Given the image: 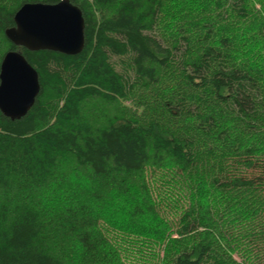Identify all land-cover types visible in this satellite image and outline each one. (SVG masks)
<instances>
[{
    "label": "trees",
    "instance_id": "trees-1",
    "mask_svg": "<svg viewBox=\"0 0 264 264\" xmlns=\"http://www.w3.org/2000/svg\"><path fill=\"white\" fill-rule=\"evenodd\" d=\"M58 1L0 0V63L18 51L40 82L26 115L0 111V264H264V0H70L85 22L80 53L7 39L21 5ZM135 94L145 115L81 121L85 101ZM63 155L88 170L91 201L70 190L60 212L41 210L32 197ZM168 162L176 236L167 220L144 230L127 212L130 234L155 240L149 254L122 245L125 225L98 224L105 196L130 195L133 178Z\"/></svg>",
    "mask_w": 264,
    "mask_h": 264
},
{
    "label": "rangeland",
    "instance_id": "rangeland-1",
    "mask_svg": "<svg viewBox=\"0 0 264 264\" xmlns=\"http://www.w3.org/2000/svg\"><path fill=\"white\" fill-rule=\"evenodd\" d=\"M170 21L171 16L167 14L165 16V22ZM151 89H153V87L149 86L144 90V92L147 94L148 90ZM146 112V110H143L142 104L138 102V96L136 95L135 97L133 96V98L117 101L115 103H106L100 99L87 100L80 108V117L81 121L85 122L91 130H95L100 126H103L107 119L114 114L141 116L145 115ZM154 170H159L158 172L160 173H154ZM174 172L175 169L173 168L171 162H168L162 169H154V167L151 168V166L148 165L144 172L133 178V181L130 184V195H128V192L120 193L118 190H112L107 194V196H105L106 199L103 203V208H101V217L98 218V224L102 227V229L107 230L111 234L122 231L121 224L125 225L126 227L124 231L126 232V238L121 244L143 246L146 254L152 252L151 249L146 246L152 247V242L155 238L152 239L146 232L137 233V235L130 234L132 231L128 230L129 228L126 225L127 221H125L128 217V213L132 214L131 219L140 221L143 224L146 223V225H144V230H148L150 223L159 226V224L164 225V222H162L161 219L167 220L170 223L169 225H171L170 230L168 231L170 232V237H175L174 223L177 220L179 209L178 207L170 208L168 205L166 206V201H169L172 196L168 198L165 190L167 183L170 182L173 184L172 180L175 181L173 179V177H175ZM195 184V181H191L190 185ZM87 187H90L88 170L77 166L71 156L63 155L60 157L58 165L53 171V178L49 180L45 187L39 189L34 194L32 201L34 206L37 205V207L41 210L60 212L68 202V198L65 196L66 191L70 192V190H73L77 193V195L86 198L87 196L85 195V191L88 189ZM132 188L134 189L132 190ZM175 192L178 194V187L177 190L173 191V194H175ZM187 192L188 190L186 193ZM86 199L91 201L90 197ZM136 199H139V202H135ZM127 201L131 202L132 205L142 204L141 207L144 214L135 215V212L129 210L132 205H128ZM92 202L95 204V201ZM117 242L119 243L118 238ZM156 251H158L160 257L163 255L162 249L156 248ZM67 263L71 264L69 260H67ZM138 264L144 263L140 261Z\"/></svg>",
    "mask_w": 264,
    "mask_h": 264
},
{
    "label": "water",
    "instance_id": "water-1",
    "mask_svg": "<svg viewBox=\"0 0 264 264\" xmlns=\"http://www.w3.org/2000/svg\"><path fill=\"white\" fill-rule=\"evenodd\" d=\"M85 22L81 9L70 0L27 2L14 14L7 39L31 51L52 50L76 55L84 47ZM40 91L36 69L20 52L7 51L0 63V111L11 120L29 111Z\"/></svg>",
    "mask_w": 264,
    "mask_h": 264
}]
</instances>
